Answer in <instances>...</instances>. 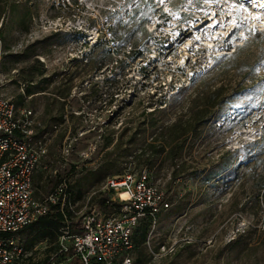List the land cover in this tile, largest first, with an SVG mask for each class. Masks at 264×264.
I'll return each instance as SVG.
<instances>
[{"label": "rangeland", "instance_id": "obj_1", "mask_svg": "<svg viewBox=\"0 0 264 264\" xmlns=\"http://www.w3.org/2000/svg\"><path fill=\"white\" fill-rule=\"evenodd\" d=\"M257 1L154 0L137 33L162 44L150 43L120 68L138 37L112 42L111 26L134 0H0L1 92L32 110L39 134L51 139L35 196L67 178L76 220L97 205L106 180L146 167L171 208L146 241L136 237L135 264H264V67L256 66L264 60V8ZM37 60L45 73L30 83L23 71ZM202 110L209 114L198 119ZM175 144L183 148L173 159ZM55 214L17 235L32 253L29 264L56 257Z\"/></svg>", "mask_w": 264, "mask_h": 264}, {"label": "built area", "instance_id": "obj_2", "mask_svg": "<svg viewBox=\"0 0 264 264\" xmlns=\"http://www.w3.org/2000/svg\"><path fill=\"white\" fill-rule=\"evenodd\" d=\"M39 127L35 113L19 109L0 86V264H29L32 253L17 235L53 209L63 220L58 252L46 264H135L131 254L135 232L142 220L156 223L171 208L167 193L151 183L145 167L136 176L106 180L97 205L74 220L72 215L77 214L67 178L52 192L35 196L34 177L51 145L46 132L39 134Z\"/></svg>", "mask_w": 264, "mask_h": 264}, {"label": "trees", "instance_id": "obj_3", "mask_svg": "<svg viewBox=\"0 0 264 264\" xmlns=\"http://www.w3.org/2000/svg\"><path fill=\"white\" fill-rule=\"evenodd\" d=\"M74 1L76 2L77 0H74ZM155 8L156 7H155L154 0H147L146 4H142L141 0H134V2H132L128 8L122 11L119 19L113 18V23L111 26L113 29V34H112L110 41L112 42L123 41L126 38L131 37L133 35H136L138 37L131 51L126 55V60H122L120 62L121 63L120 68H126L129 65V62L134 63L138 59H141L146 52L150 51L148 47L150 43L154 42V46H159L162 44V37H159V38L152 37V34H149L143 37L141 33L140 34L137 33V30L139 28L140 29L144 28V22L150 18V16L155 11ZM117 13L119 12H116L115 14ZM102 44H103V41H102ZM104 45H109V44L105 42ZM103 49L105 50L107 54H111V48L104 47ZM236 55H232V56L235 57ZM44 66L45 65L42 62L37 60L34 65H31L26 71H23V73L26 75H22V78H25L26 80H28V82L31 83L36 77L44 75L45 73ZM256 66L264 67V60H261V62H258ZM141 70L142 72H144L145 76L148 75V73L147 72L145 73L144 71L145 68L144 69L142 68ZM213 100H214V96L209 99L210 102H212ZM228 104L229 102H227V105ZM206 111L207 110L205 111L202 110L201 112L198 111L197 118L203 119L206 116H208L209 113ZM152 126H154L153 122H152ZM182 148L183 146H180V144H177V145L175 144L174 146L170 147L169 151H170V155L173 156V159L177 156V154ZM98 204L101 206L104 205L103 201L101 200L98 202ZM53 218L60 221L59 223H61V221L63 220V217L60 213L53 215ZM41 219H44V218H41ZM150 226H151L150 219L146 218L142 220L140 227L135 232V238L138 237L140 242L146 241Z\"/></svg>", "mask_w": 264, "mask_h": 264}, {"label": "bare ground", "instance_id": "obj_4", "mask_svg": "<svg viewBox=\"0 0 264 264\" xmlns=\"http://www.w3.org/2000/svg\"><path fill=\"white\" fill-rule=\"evenodd\" d=\"M257 4H258L260 10H262L264 8V0H258ZM263 20H264V18H263Z\"/></svg>", "mask_w": 264, "mask_h": 264}]
</instances>
